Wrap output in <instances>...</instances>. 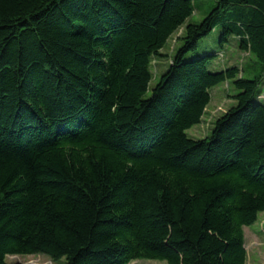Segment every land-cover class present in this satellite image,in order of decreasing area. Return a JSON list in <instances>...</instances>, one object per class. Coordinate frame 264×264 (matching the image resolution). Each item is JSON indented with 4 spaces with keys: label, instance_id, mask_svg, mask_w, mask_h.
Segmentation results:
<instances>
[{
    "label": "trees",
    "instance_id": "1",
    "mask_svg": "<svg viewBox=\"0 0 264 264\" xmlns=\"http://www.w3.org/2000/svg\"><path fill=\"white\" fill-rule=\"evenodd\" d=\"M213 2L189 23L193 0H0V264H246L243 228L264 213V0ZM213 33L220 51L189 57ZM233 41L254 69L210 72ZM224 84L234 105L189 137Z\"/></svg>",
    "mask_w": 264,
    "mask_h": 264
},
{
    "label": "rangeland",
    "instance_id": "2",
    "mask_svg": "<svg viewBox=\"0 0 264 264\" xmlns=\"http://www.w3.org/2000/svg\"><path fill=\"white\" fill-rule=\"evenodd\" d=\"M195 4V12L189 18V23H199L206 16L213 5V0H193ZM183 29H180L168 42L166 48L163 50V54L167 57L164 63L159 64L155 67L152 72V80L149 85V92L145 96L148 98L150 96V91L162 76V73L168 68L169 58L173 55L176 48L179 47L180 42H178L179 36H181ZM218 37L216 33L210 34L207 38L199 41L197 51L190 56L200 55L204 49L207 47L211 52H218L220 48L218 47ZM218 58L217 57L210 63L208 70L210 72L219 71L221 67H238L239 69H245L247 72H251L255 66V59L248 53L240 52L236 47L234 41L231 46L226 47L224 52H222ZM214 66L212 67V63ZM216 62V63H215ZM161 69V70H159ZM159 70V71H158ZM257 71V70H256ZM258 74V73H257ZM245 78H251L244 75ZM212 99L206 110V114L203 118L201 125L193 127L187 132L189 137L193 139H203L212 128V124L218 117L222 116L227 110L234 105V101L230 98L233 94L228 85H220L212 91ZM261 93L264 95V85L261 87ZM264 99V96H262ZM264 103V102H262ZM244 247L247 253L246 264H264V213H260L257 217V222L251 227H244ZM6 262L9 264H66L64 259L53 263L44 255L35 256H14L7 257ZM129 264H166L160 261H133Z\"/></svg>",
    "mask_w": 264,
    "mask_h": 264
}]
</instances>
